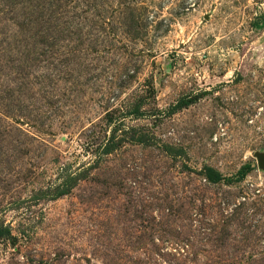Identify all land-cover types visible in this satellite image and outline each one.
I'll return each instance as SVG.
<instances>
[{
  "label": "rangeland",
  "instance_id": "1",
  "mask_svg": "<svg viewBox=\"0 0 264 264\" xmlns=\"http://www.w3.org/2000/svg\"><path fill=\"white\" fill-rule=\"evenodd\" d=\"M257 154L264 0H0V264H264Z\"/></svg>",
  "mask_w": 264,
  "mask_h": 264
},
{
  "label": "trees",
  "instance_id": "2",
  "mask_svg": "<svg viewBox=\"0 0 264 264\" xmlns=\"http://www.w3.org/2000/svg\"><path fill=\"white\" fill-rule=\"evenodd\" d=\"M249 170L250 168L248 165L241 166L236 172L234 180L235 181L241 180ZM202 171H203V177L208 183L215 184L222 181V177L220 176V174L214 171L213 169L206 167L203 168Z\"/></svg>",
  "mask_w": 264,
  "mask_h": 264
},
{
  "label": "water",
  "instance_id": "3",
  "mask_svg": "<svg viewBox=\"0 0 264 264\" xmlns=\"http://www.w3.org/2000/svg\"><path fill=\"white\" fill-rule=\"evenodd\" d=\"M255 160L257 167H259L260 169H264V155L262 154L255 155Z\"/></svg>",
  "mask_w": 264,
  "mask_h": 264
}]
</instances>
